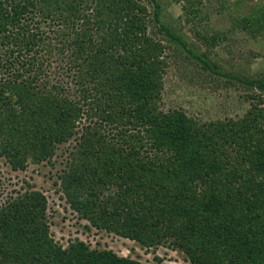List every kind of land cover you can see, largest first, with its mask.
Masks as SVG:
<instances>
[{
  "label": "trees",
  "instance_id": "1",
  "mask_svg": "<svg viewBox=\"0 0 264 264\" xmlns=\"http://www.w3.org/2000/svg\"><path fill=\"white\" fill-rule=\"evenodd\" d=\"M133 9L129 0H0V48L11 46L0 49V156L23 170L74 140L60 190L95 228L191 264H264V107L209 123L162 109L167 45L147 36ZM37 17L51 20L49 34L22 24ZM52 55L75 89L42 81ZM234 78L264 92V78ZM46 212L37 191L0 207V264H141L79 240L58 246Z\"/></svg>",
  "mask_w": 264,
  "mask_h": 264
},
{
  "label": "rangeland",
  "instance_id": "2",
  "mask_svg": "<svg viewBox=\"0 0 264 264\" xmlns=\"http://www.w3.org/2000/svg\"><path fill=\"white\" fill-rule=\"evenodd\" d=\"M129 1L134 7L130 13L141 20L147 36L163 46L167 45L163 55L168 67L164 77L162 109L182 107L199 122L209 123L225 119L239 121L255 107H264L259 105V100H264V92L234 78L250 82L264 78V34L257 32L264 21V0H157L159 15L152 0ZM25 19L22 24L29 25L31 32L49 34L52 31L51 20L39 17ZM7 26L11 31L18 29V25ZM163 26L181 37L194 54L229 77L208 71L179 44L172 43ZM8 48L11 50V46ZM8 48L0 49L5 52ZM3 52L0 50V56ZM23 55L21 61L27 60V55ZM44 65L46 77L43 75L42 81H48V87L56 84L65 89H75L73 77L64 74V63L57 55L48 57ZM7 124L5 121L0 126L5 128ZM86 124L83 120L78 130ZM75 145L74 140L61 144L50 160V157L41 162L29 160L26 168L18 171L0 156V207L11 197L18 198L37 191L46 198L50 232L55 244L62 248H68L73 241L79 240L92 249L112 250L120 257L141 264H191L180 251L166 246L144 248L135 241L95 228L89 219L75 211L60 190L59 178Z\"/></svg>",
  "mask_w": 264,
  "mask_h": 264
}]
</instances>
